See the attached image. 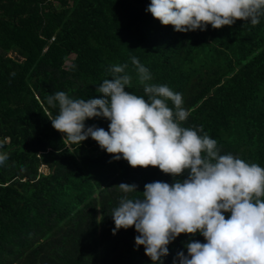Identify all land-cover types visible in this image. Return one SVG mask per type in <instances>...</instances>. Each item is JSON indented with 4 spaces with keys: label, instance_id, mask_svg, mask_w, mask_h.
I'll return each mask as SVG.
<instances>
[{
    "label": "trees",
    "instance_id": "trees-1",
    "mask_svg": "<svg viewBox=\"0 0 264 264\" xmlns=\"http://www.w3.org/2000/svg\"><path fill=\"white\" fill-rule=\"evenodd\" d=\"M150 3L0 0V153L8 154L0 165V264H173L178 252L187 255V242L206 243L199 232L181 233L153 262L135 245L134 226L113 235L111 212L124 195L118 184L142 192L147 183L182 181L189 170L174 177L133 168L91 137L70 144L52 126L59 106L47 98L60 91L102 98L96 88L112 79L114 64H128L125 90L147 100L132 57L149 70L147 83L182 95L190 113L182 127L203 126L198 134L215 139L221 155L264 167V15L255 26L238 19L177 32L145 11ZM84 123L108 131L110 121Z\"/></svg>",
    "mask_w": 264,
    "mask_h": 264
},
{
    "label": "clouds",
    "instance_id": "clouds-1",
    "mask_svg": "<svg viewBox=\"0 0 264 264\" xmlns=\"http://www.w3.org/2000/svg\"><path fill=\"white\" fill-rule=\"evenodd\" d=\"M145 11L174 31H204L209 24L219 29L238 19L257 25L264 0H151ZM131 62L147 100L125 90L132 80L126 63L109 67L112 79L96 88L102 98L72 99L63 91L47 98L50 107L59 106L52 126L70 144L91 137L112 160L122 157L133 168L158 167L174 177L189 170L182 181L147 183L142 192L134 183L118 184L124 195L111 212L112 234L134 226L135 245H143L153 262L168 255L167 245L179 234L199 232L206 243L187 242V255L177 253L179 264H264V167L221 155L215 139L198 134L203 126L182 127L190 115L182 95L147 83L149 70L136 57ZM94 117L107 118L109 130L86 126ZM7 160L8 154L0 153V165ZM134 192L142 195L129 198Z\"/></svg>",
    "mask_w": 264,
    "mask_h": 264
},
{
    "label": "rangeland",
    "instance_id": "rangeland-1",
    "mask_svg": "<svg viewBox=\"0 0 264 264\" xmlns=\"http://www.w3.org/2000/svg\"><path fill=\"white\" fill-rule=\"evenodd\" d=\"M40 170H41L42 172H47V168H46V166H44V165L40 166Z\"/></svg>",
    "mask_w": 264,
    "mask_h": 264
}]
</instances>
